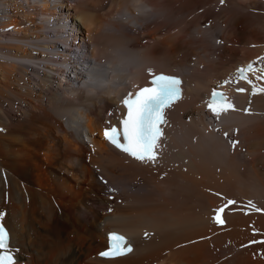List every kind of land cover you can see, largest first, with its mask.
<instances>
[{
	"label": "bare ground",
	"instance_id": "bare-ground-1",
	"mask_svg": "<svg viewBox=\"0 0 264 264\" xmlns=\"http://www.w3.org/2000/svg\"><path fill=\"white\" fill-rule=\"evenodd\" d=\"M67 20L68 47L94 71L62 86L53 38ZM263 44L258 0H0V213L16 264H264V243H253L264 241V79H252L256 95L247 82L232 90L236 111L223 129L235 149L201 128L212 119L210 86ZM149 69L185 73L155 164L129 160L100 135L105 113H123L117 94L132 77L145 85ZM98 175L116 188L113 200ZM229 200L245 206L217 228L213 210ZM111 230L135 249L98 259Z\"/></svg>",
	"mask_w": 264,
	"mask_h": 264
},
{
	"label": "snow or ice",
	"instance_id": "snow-or-ice-1",
	"mask_svg": "<svg viewBox=\"0 0 264 264\" xmlns=\"http://www.w3.org/2000/svg\"><path fill=\"white\" fill-rule=\"evenodd\" d=\"M221 4L225 0H220ZM217 44L222 43L219 39ZM257 69L249 64L247 68H241L237 73V81L245 80L252 86V94H257L256 85L252 80L248 79L246 73L256 72ZM259 71L264 72V69ZM150 79V87H140L135 94L131 91L123 98L122 106L126 110L120 117L119 127L113 125L105 128V140L121 153L135 159L144 164H155L158 160V148L163 136L162 126L167 123L165 118L166 110L182 98V80L173 75L154 74L151 69L148 70ZM257 80L264 79V76L257 75ZM224 84L229 81H224ZM223 86V85H221ZM238 92H244L245 89L238 88ZM260 93H264V87L259 89ZM209 111L219 120L221 114H226L230 110L236 111L235 106L223 92L213 90L211 98L207 102ZM248 110L246 109L245 112ZM227 136V133H225ZM232 148L235 149L239 141H229ZM229 205L235 204V201L229 200ZM252 208L256 206L249 202ZM224 207L216 209L214 219L218 224H222L223 220L219 218V214L224 212ZM111 211V209H109ZM259 211V209H257ZM4 214L0 213V220ZM148 236V233H145ZM253 243H264V241H254ZM109 250L102 252L100 255L105 258H115L132 252V246L125 240L123 236L110 234ZM0 264H16L12 250L9 248V233L2 223H0Z\"/></svg>",
	"mask_w": 264,
	"mask_h": 264
}]
</instances>
